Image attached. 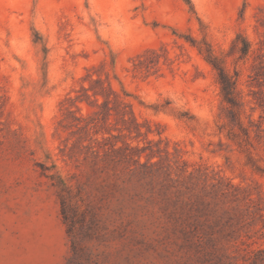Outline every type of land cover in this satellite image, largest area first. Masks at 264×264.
Wrapping results in <instances>:
<instances>
[{
    "label": "rangeland",
    "instance_id": "obj_1",
    "mask_svg": "<svg viewBox=\"0 0 264 264\" xmlns=\"http://www.w3.org/2000/svg\"><path fill=\"white\" fill-rule=\"evenodd\" d=\"M263 42L264 0H0V264H264ZM99 81L140 134L96 126Z\"/></svg>",
    "mask_w": 264,
    "mask_h": 264
},
{
    "label": "trees",
    "instance_id": "obj_2",
    "mask_svg": "<svg viewBox=\"0 0 264 264\" xmlns=\"http://www.w3.org/2000/svg\"><path fill=\"white\" fill-rule=\"evenodd\" d=\"M242 46L240 47V51L243 56H247L251 50V43L247 38L242 39ZM211 49L209 48V51ZM261 50L264 51V42L262 44ZM211 52V51H210ZM213 57L212 62L213 67L218 73V80L221 86V93L223 96V101L227 105L228 112L230 115L228 116V121L224 122L220 125L221 132L223 130H227V136L231 140H237L240 144L241 135L250 137V128L256 126L257 132L259 135V130H261V123H254L253 121H249V126H244L241 119L238 117V111L236 109L240 108V103L237 99L236 90H237V79H235L232 75H230L224 66L218 61L217 57L214 54L210 53ZM262 60L259 64L254 65L253 71L250 75V81L252 86V95L253 101L256 104L255 107L261 110L260 118L264 120V54L262 55ZM100 89L95 87L89 88L93 91L92 95L88 94V89H85V97H77V100L83 102L84 100L92 105L96 106L97 110L95 111L96 114L100 115L103 114L106 117L103 120L96 118V126H100L101 122L105 123L109 116L111 115V111L115 110L117 117L118 124L122 125L121 130H128L130 133L133 131L140 134V125L137 123L136 118L132 112L130 104L125 102V100L120 96L119 93L115 92L110 85V83L105 84V82H100ZM99 97L103 99L101 104H98ZM94 100H90V99ZM113 103V107L111 104ZM238 128V130H237ZM100 130L97 129L95 134L99 133ZM122 149L128 151L127 154L124 155V161L128 163L137 164L139 163V159H135L134 155H132V151L135 150L134 147L130 146L129 144H125L124 148H120L117 151H122ZM132 153V154H131Z\"/></svg>",
    "mask_w": 264,
    "mask_h": 264
}]
</instances>
